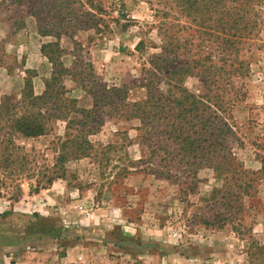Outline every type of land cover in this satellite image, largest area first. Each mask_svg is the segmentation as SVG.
Listing matches in <instances>:
<instances>
[{
  "label": "rangeland",
  "instance_id": "rangeland-1",
  "mask_svg": "<svg viewBox=\"0 0 264 264\" xmlns=\"http://www.w3.org/2000/svg\"><path fill=\"white\" fill-rule=\"evenodd\" d=\"M51 3L0 0V104L18 103L27 81L42 96L54 63H63L72 68L62 81L65 97L98 114L81 128L93 151L68 162L64 177L37 194L27 182L15 199L1 188L0 264H264V0L254 8L258 36L242 51L246 74L227 93L238 102L218 101V86L194 70L182 86L200 97L199 110L175 119L174 103L149 126L97 99L124 88L130 101L146 100L152 60L174 33L194 35L177 65L194 60L195 45L205 57L209 44L201 39L218 18L211 0H196L189 12L176 0H95L94 24L86 0H58L56 10ZM74 117H56L46 137L18 143L53 163V142L80 128L66 130ZM174 122L183 132L178 140L170 137ZM184 139L195 140L199 152L185 154Z\"/></svg>",
  "mask_w": 264,
  "mask_h": 264
},
{
  "label": "trees",
  "instance_id": "trees-1",
  "mask_svg": "<svg viewBox=\"0 0 264 264\" xmlns=\"http://www.w3.org/2000/svg\"><path fill=\"white\" fill-rule=\"evenodd\" d=\"M52 1L53 3L48 5L50 10L58 9L59 6L54 5L58 0ZM176 1L188 12L193 10L197 4L196 0ZM232 1L234 5L230 6L227 5L228 0H211L218 14L214 26L215 31L207 33V39L198 37L201 39V44H204L205 41L209 44V52L205 57L201 45H195V49L198 50L192 54L194 60L190 61V64L187 61L184 65H177L176 56L185 55L186 50H183V53L181 50L194 38V35L190 34L187 39L183 40L174 33L170 39L164 38L162 53L152 60V68L149 72L154 76L152 77L154 81L145 85L146 100L130 101L126 96L127 90L123 88L112 89L110 92L104 91L102 96L97 99V104L101 108L111 107L119 114H125V119H139L144 126H149L151 121L162 120V115L166 108L168 109V105L174 103L177 113L173 118H184L187 114H195L199 110L198 103H201L198 100L200 97L190 94L182 86L186 78L193 75L194 70L195 74L205 77L204 84L209 81L210 84L218 86L216 88L218 91L215 92L218 101L224 98L233 103L238 102L237 94L229 97L227 93L234 90L232 87L234 81L242 79L246 74L245 71L249 64L241 59L242 51L246 45L247 47L251 46L258 36L259 18L257 20L254 18L255 15L257 16L256 13L254 14V8L259 5L261 0ZM86 2L88 9L85 11V17L90 18L94 24L97 19L95 0H86ZM33 5L37 8L35 2ZM46 33L49 32L45 31L43 34ZM142 46L143 42H140L137 48L141 49ZM48 47H56V45H48ZM201 53L203 57L199 56ZM47 58L50 62H54L52 56L47 55ZM71 72L72 68L64 67L63 63H54L51 79L46 83V91L42 96H36L32 83L27 81L18 103L13 104L8 100V102L0 104V190L6 187L12 194L11 199H15V193H22L23 182H27L31 194H37L42 190L49 189L55 181L64 177L68 162L91 156L93 146L88 140L85 130L81 128L86 127L89 120L95 122L98 114L95 115L92 110L78 107V102L75 99L65 97L67 91L62 85V81ZM159 75L162 77L160 78ZM210 77L212 78L209 79ZM162 82L169 85V89L165 92L160 91L159 86ZM226 82H228V87L231 86L229 91L224 86ZM207 93L203 98H207L209 101L211 93ZM211 101H213L212 98ZM73 114L76 117L67 123L66 130L70 131L76 123L80 124V128L76 130V135L67 133L64 140L59 139L56 144L53 142V149L58 150L53 158V163L48 159L41 160L44 154L41 153L39 156L37 152L28 151L25 145L18 143L19 140H37L46 137L51 132L50 123L53 119L57 117L67 120ZM78 118H82V120ZM177 126L178 124L174 122L175 134L170 136L176 140L180 139L183 134L182 130L177 129ZM204 126L207 127V123H204ZM186 140H183L186 143L185 154L199 152L197 148H193L195 140L191 142ZM200 151L202 158L207 157L209 162L212 157L211 153L204 149ZM177 155L175 159L179 157L180 152H177ZM162 161L165 162V158ZM163 168L168 172L166 176L170 178V169L166 166ZM220 170H222L220 166L216 167V171L220 172ZM156 173L160 176L165 174L159 171ZM176 177L178 178L177 175ZM239 182L241 183V181ZM244 189L246 190L245 186ZM239 199H241L240 196L237 200ZM62 256L65 257L66 253H63Z\"/></svg>",
  "mask_w": 264,
  "mask_h": 264
}]
</instances>
